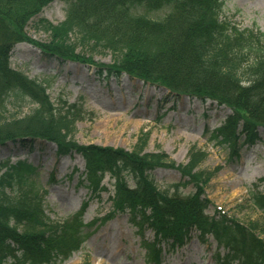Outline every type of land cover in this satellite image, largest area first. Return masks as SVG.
Masks as SVG:
<instances>
[{
  "label": "trees",
  "instance_id": "obj_1",
  "mask_svg": "<svg viewBox=\"0 0 264 264\" xmlns=\"http://www.w3.org/2000/svg\"><path fill=\"white\" fill-rule=\"evenodd\" d=\"M56 1L67 5L66 20L54 29L40 19L38 27L53 31L56 42L37 44L26 28ZM224 6V0H0V147L13 144L33 152L46 143L56 146L60 158L81 155L86 168L80 181L92 199L107 192L109 176L115 209L128 211L134 225L143 219L154 230L157 248L144 245L147 260L155 264L162 243L184 245L193 234L204 243L213 238L216 264H264V240L256 226L221 211L209 215L206 188L213 176L199 171L207 156L197 147L189 151L187 164L178 165L164 152L147 153V134L128 152L76 144L71 137L85 117V99L71 103L60 95L52 101L49 80H29L11 70L12 52L28 44L47 58L92 65L107 80L127 74L171 94L225 107L231 113L213 139L232 159L239 158L243 148L264 145L259 134L264 129V33L223 19ZM65 30L84 46L118 53L116 63L98 66L79 57L65 40L58 41ZM30 105L23 118L8 116L10 108ZM38 169L27 162H0V264H64L91 236L83 213L72 222L47 217L48 192L39 187ZM159 169L182 176L173 194L161 191L151 177ZM181 188L193 191L182 194ZM249 203L264 217V193L251 192Z\"/></svg>",
  "mask_w": 264,
  "mask_h": 264
},
{
  "label": "rangeland",
  "instance_id": "obj_2",
  "mask_svg": "<svg viewBox=\"0 0 264 264\" xmlns=\"http://www.w3.org/2000/svg\"><path fill=\"white\" fill-rule=\"evenodd\" d=\"M224 2L223 19L241 30L264 33V0ZM67 8L64 2H53L29 23L25 31L27 37L37 44L56 42L53 31L46 32L37 24L44 19L54 29H59L66 20ZM64 38L58 41H66L79 57L95 65L112 66L119 57L118 53L101 46L82 45L80 37H70L69 31L65 30ZM10 66L29 80H49L47 91L52 101L60 95L70 102L78 97L85 99V117L76 123L71 137L79 146L128 152L147 134V153L164 152L178 165L187 164L189 151L197 147L207 156L199 171L213 176L206 188V197L211 202L209 215L221 211L243 224L256 226L257 235L264 239V217L249 203L251 192L264 193V145L243 148L240 158L232 159L228 149L213 139V132L231 113L227 108L171 94L162 87L146 84L127 74L107 80L99 76L92 65L47 58L28 44H20L14 49ZM32 109V105L10 108L8 116L23 118ZM259 134L264 141V129H260ZM33 150L8 144L0 147V162L10 160L11 165L17 162L39 165V187L48 192L46 215L52 222L71 221L81 212L85 224L97 221L89 229L91 237L83 248L64 264H146L145 251L154 246L157 248L156 234L143 219L134 225L128 211L123 213L115 209L111 201L114 180L107 176L104 181L107 192L100 200H91L88 190L80 184L79 178L85 170L80 155L74 153L58 158L56 146L45 143H39ZM76 170L78 173L75 174ZM151 177L161 191L171 194L175 191L174 185L184 182L180 173L171 170H156ZM192 191V188L180 189L187 195ZM112 213L114 215L106 218ZM198 236L193 234L184 245L162 243L159 264H216L215 241L210 238L204 243ZM147 264L154 262L147 261Z\"/></svg>",
  "mask_w": 264,
  "mask_h": 264
}]
</instances>
